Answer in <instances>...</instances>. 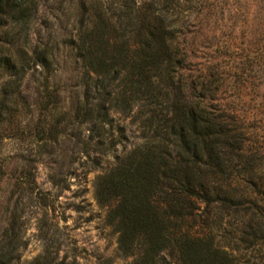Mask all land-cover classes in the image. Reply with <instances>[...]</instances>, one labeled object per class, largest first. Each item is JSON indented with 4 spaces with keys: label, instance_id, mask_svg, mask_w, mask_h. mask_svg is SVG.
Instances as JSON below:
<instances>
[{
    "label": "rangeland",
    "instance_id": "rangeland-1",
    "mask_svg": "<svg viewBox=\"0 0 264 264\" xmlns=\"http://www.w3.org/2000/svg\"><path fill=\"white\" fill-rule=\"evenodd\" d=\"M123 1L42 0L27 38L12 50L25 72L0 73V237L14 226L23 239L12 264H31L46 246L78 264H132L118 248L97 187L153 134V112L163 114L136 100L121 78L101 93L93 90L75 45L81 26H94L97 12L111 17ZM136 1L142 9L153 4ZM177 1L169 17L176 40L189 51L184 72L203 69L218 80L214 102L230 106L253 164L264 170V0ZM44 49L49 67L33 55ZM45 102L54 106L51 113ZM92 103L95 114L101 108L106 115H87ZM54 122H61L58 139L46 143L40 127ZM235 229L225 220L219 232L225 247L241 264H264V244L239 249L243 235Z\"/></svg>",
    "mask_w": 264,
    "mask_h": 264
},
{
    "label": "trees",
    "instance_id": "trees-1",
    "mask_svg": "<svg viewBox=\"0 0 264 264\" xmlns=\"http://www.w3.org/2000/svg\"><path fill=\"white\" fill-rule=\"evenodd\" d=\"M152 1L142 9L136 0H124L111 17L97 12L99 21L81 26L75 44L93 90L101 93L121 78L136 100L163 114L153 112L147 142L102 177L98 199L109 207L107 222L132 264H241L219 232L227 220L242 230L239 249L264 244V170L253 164L230 106L214 102L218 80L203 69L184 72L189 51L176 40L169 17L179 2ZM41 2L0 0V73L25 72L12 50L27 38ZM33 55L49 67L47 49ZM43 107L51 113L54 106ZM95 109L94 103L85 107L91 118L106 115ZM60 123L42 124L40 139L56 141ZM22 246L21 233L6 228L0 264L16 261ZM31 264L78 263L46 246Z\"/></svg>",
    "mask_w": 264,
    "mask_h": 264
}]
</instances>
